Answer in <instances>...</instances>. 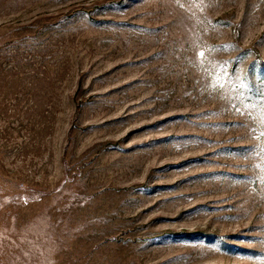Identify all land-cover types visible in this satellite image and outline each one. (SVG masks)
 I'll use <instances>...</instances> for the list:
<instances>
[{
    "label": "rangeland",
    "instance_id": "374dc122",
    "mask_svg": "<svg viewBox=\"0 0 264 264\" xmlns=\"http://www.w3.org/2000/svg\"><path fill=\"white\" fill-rule=\"evenodd\" d=\"M0 264H264V0H0Z\"/></svg>",
    "mask_w": 264,
    "mask_h": 264
}]
</instances>
